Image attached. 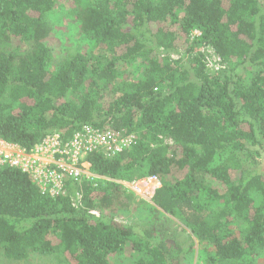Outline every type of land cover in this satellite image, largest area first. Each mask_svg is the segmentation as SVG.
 Segmentation results:
<instances>
[{
	"label": "trees",
	"instance_id": "16d2710c",
	"mask_svg": "<svg viewBox=\"0 0 264 264\" xmlns=\"http://www.w3.org/2000/svg\"><path fill=\"white\" fill-rule=\"evenodd\" d=\"M61 1L0 0V138L30 149L90 124L137 141L88 155L105 184L67 180L54 198L0 167L4 257L111 264L130 247L134 264H182L171 217L205 264H264V0H66L88 47L56 57ZM135 65L139 77L124 78ZM149 175L161 181L152 204L121 184ZM142 203L151 226L117 218Z\"/></svg>",
	"mask_w": 264,
	"mask_h": 264
},
{
	"label": "built area",
	"instance_id": "2783aa9c",
	"mask_svg": "<svg viewBox=\"0 0 264 264\" xmlns=\"http://www.w3.org/2000/svg\"><path fill=\"white\" fill-rule=\"evenodd\" d=\"M199 34L197 30L192 33L193 36ZM136 141L133 132L90 124H83L70 137H63L60 133L48 134L30 149L0 138V167L25 173L42 196L54 198L64 193L67 180L78 185L87 181L93 187L100 181L105 184L106 177L91 171L88 155L101 152L113 156L130 148ZM121 184L136 200L150 202L161 181L157 175H149Z\"/></svg>",
	"mask_w": 264,
	"mask_h": 264
},
{
	"label": "rangeland",
	"instance_id": "374dc122",
	"mask_svg": "<svg viewBox=\"0 0 264 264\" xmlns=\"http://www.w3.org/2000/svg\"><path fill=\"white\" fill-rule=\"evenodd\" d=\"M77 9L74 8L66 0L57 3L51 13V21L54 26L53 37L47 40L48 45L53 48L54 55L67 56L76 51L85 50L88 47L86 38L83 36L79 22L77 20ZM141 65L131 66L128 69L124 78L136 79L139 77ZM258 149V146H257ZM261 160L254 166L258 171L264 173V150L260 152ZM136 200V199H135ZM152 204V202H145ZM147 204H141L136 210L128 213H119L117 218L124 222H137L142 226H151L149 222ZM169 217L168 215H166ZM148 221V222H147ZM168 226L169 233H176L179 241H182L186 252L182 257V264H205L206 250L193 238L188 230L182 232L179 227V222L170 217L169 225L165 221V226ZM130 247H126L124 255L111 256V264H134V259L137 255L130 252ZM131 253V254H130ZM259 262L264 263V254L258 259ZM0 264H66L63 257L59 253H52L48 255H39L36 253L30 254L25 260L15 261L4 257L0 250Z\"/></svg>",
	"mask_w": 264,
	"mask_h": 264
}]
</instances>
